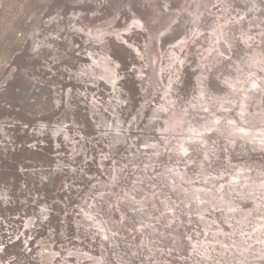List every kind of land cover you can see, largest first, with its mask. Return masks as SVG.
Masks as SVG:
<instances>
[{"label":"rangeland","instance_id":"rangeland-1","mask_svg":"<svg viewBox=\"0 0 264 264\" xmlns=\"http://www.w3.org/2000/svg\"><path fill=\"white\" fill-rule=\"evenodd\" d=\"M0 264H264V0H0Z\"/></svg>","mask_w":264,"mask_h":264},{"label":"trees","instance_id":"trees-1","mask_svg":"<svg viewBox=\"0 0 264 264\" xmlns=\"http://www.w3.org/2000/svg\"><path fill=\"white\" fill-rule=\"evenodd\" d=\"M9 107H12V106L9 104Z\"/></svg>","mask_w":264,"mask_h":264}]
</instances>
